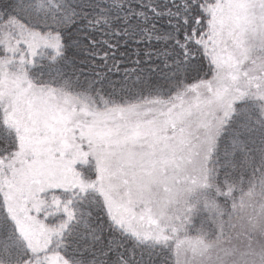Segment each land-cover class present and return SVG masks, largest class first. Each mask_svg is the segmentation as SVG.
<instances>
[{
	"label": "snow or ice",
	"instance_id": "6c2138e0",
	"mask_svg": "<svg viewBox=\"0 0 264 264\" xmlns=\"http://www.w3.org/2000/svg\"><path fill=\"white\" fill-rule=\"evenodd\" d=\"M257 191L264 0H0V264H264Z\"/></svg>",
	"mask_w": 264,
	"mask_h": 264
},
{
	"label": "rangeland",
	"instance_id": "374dc122",
	"mask_svg": "<svg viewBox=\"0 0 264 264\" xmlns=\"http://www.w3.org/2000/svg\"><path fill=\"white\" fill-rule=\"evenodd\" d=\"M241 193H236V201L239 203ZM261 202H264V197H261L259 195V191H257V194L255 197L252 198V205L250 207H247L241 211L238 212L237 216L235 217L236 223H237V231L243 232L244 227L247 226L248 218L253 213L254 208L258 209L259 204Z\"/></svg>",
	"mask_w": 264,
	"mask_h": 264
}]
</instances>
